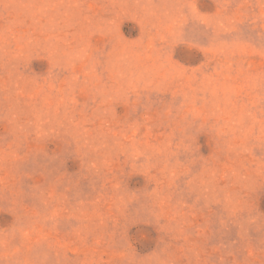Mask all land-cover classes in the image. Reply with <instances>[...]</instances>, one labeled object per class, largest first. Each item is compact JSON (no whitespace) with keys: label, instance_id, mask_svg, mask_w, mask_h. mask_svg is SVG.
<instances>
[{"label":"rangeland","instance_id":"1","mask_svg":"<svg viewBox=\"0 0 264 264\" xmlns=\"http://www.w3.org/2000/svg\"><path fill=\"white\" fill-rule=\"evenodd\" d=\"M0 264H264V0H0Z\"/></svg>","mask_w":264,"mask_h":264}]
</instances>
